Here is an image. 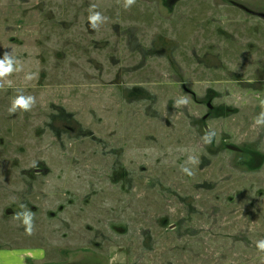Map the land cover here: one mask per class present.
<instances>
[{
	"label": "rangeland",
	"instance_id": "1",
	"mask_svg": "<svg viewBox=\"0 0 264 264\" xmlns=\"http://www.w3.org/2000/svg\"><path fill=\"white\" fill-rule=\"evenodd\" d=\"M125 3L0 0V246L264 264V0Z\"/></svg>",
	"mask_w": 264,
	"mask_h": 264
},
{
	"label": "crops",
	"instance_id": "2",
	"mask_svg": "<svg viewBox=\"0 0 264 264\" xmlns=\"http://www.w3.org/2000/svg\"><path fill=\"white\" fill-rule=\"evenodd\" d=\"M19 242L16 246H0V252L11 254L9 264H49L51 252L45 246L33 245L28 239Z\"/></svg>",
	"mask_w": 264,
	"mask_h": 264
},
{
	"label": "clouds",
	"instance_id": "3",
	"mask_svg": "<svg viewBox=\"0 0 264 264\" xmlns=\"http://www.w3.org/2000/svg\"><path fill=\"white\" fill-rule=\"evenodd\" d=\"M133 3V0H126L125 7L130 6ZM103 19L101 13L99 12H93L89 16V20L92 23V26L95 27L97 21ZM11 68V61L8 59L7 53H5V58L3 60H0V77H3L5 74L9 73ZM31 79V76L28 77ZM183 103H186V101H181ZM25 106L24 101L20 98H17L15 103L12 105L10 111H15L17 106ZM191 174V173H189ZM24 223L29 226V229L31 227V217L30 215L25 217ZM257 246L260 249H264V240L258 241ZM11 254L8 253H2L0 252V264H9V257Z\"/></svg>",
	"mask_w": 264,
	"mask_h": 264
}]
</instances>
